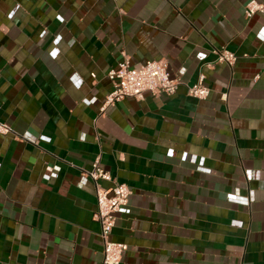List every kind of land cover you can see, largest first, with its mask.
Segmentation results:
<instances>
[{
	"label": "crops",
	"instance_id": "1",
	"mask_svg": "<svg viewBox=\"0 0 264 264\" xmlns=\"http://www.w3.org/2000/svg\"><path fill=\"white\" fill-rule=\"evenodd\" d=\"M247 1L0 0V264L100 262L79 183L96 158L131 190L119 264H264V13ZM123 55L182 83L102 111Z\"/></svg>",
	"mask_w": 264,
	"mask_h": 264
},
{
	"label": "built area",
	"instance_id": "2",
	"mask_svg": "<svg viewBox=\"0 0 264 264\" xmlns=\"http://www.w3.org/2000/svg\"><path fill=\"white\" fill-rule=\"evenodd\" d=\"M257 13H264V0H249L245 4L244 14L247 18ZM258 36L264 39V29L258 32ZM216 62H225L232 64L236 55L227 49H214ZM112 89L104 97L101 110L115 102L127 97L142 100L145 94L151 95H171L178 85L182 83L177 76H171L167 69L165 59H152L144 64H132L128 56L117 63L116 67L111 68L106 73ZM204 75L199 74L198 80L188 85L187 93L192 97L204 99L209 94V88L203 84ZM11 128L4 123H0V132L8 133ZM185 153L181 157L185 158ZM50 177H54L51 169L48 171ZM250 177V174L247 173ZM90 180L95 188L96 208L93 213L94 219L100 225V239L102 243V258L98 264H119L122 254L127 248L126 244L116 242L110 239L112 228L114 227L117 213H128V200L131 190L127 184L117 182L109 171L102 168L99 159L96 158L88 170H83L79 177L80 184H86ZM100 181H106L110 184L102 186ZM231 202H238L239 197L231 195Z\"/></svg>",
	"mask_w": 264,
	"mask_h": 264
}]
</instances>
